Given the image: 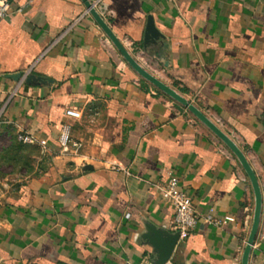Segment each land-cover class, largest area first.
<instances>
[{"label": "crops", "instance_id": "0c3cea01", "mask_svg": "<svg viewBox=\"0 0 264 264\" xmlns=\"http://www.w3.org/2000/svg\"><path fill=\"white\" fill-rule=\"evenodd\" d=\"M94 9L143 69L245 155L262 194L248 264H264V0H100ZM149 16L163 39L144 45ZM15 73L22 78H7ZM28 75L45 83L27 84ZM1 109L0 136L26 133L46 145L21 143L36 152L31 170L0 184V264L151 259L144 222L173 232L157 188L169 174L198 214L171 263L241 264L254 211L242 166L126 63L81 0H10L0 20ZM63 124L68 152L58 143ZM208 214L234 222L207 223Z\"/></svg>", "mask_w": 264, "mask_h": 264}, {"label": "water", "instance_id": "95a60500", "mask_svg": "<svg viewBox=\"0 0 264 264\" xmlns=\"http://www.w3.org/2000/svg\"><path fill=\"white\" fill-rule=\"evenodd\" d=\"M84 7L88 10V13L94 19V21L98 24L100 29L104 32L107 38L111 41L126 63L145 81L150 83L156 89L160 90L176 103L180 104L184 108H186L196 119H198L203 125H205L224 145L233 153L236 157L240 165L242 166L244 172L246 173L250 185L252 187L253 195H254V211H253V219L251 229L246 241V245L241 257V264H248L249 255L251 246L254 242L259 222H260V214H261V206H262V194L261 187L258 181L257 176L251 169L249 163L246 160L245 155L242 151L237 147V145L226 135L224 134L210 119H208L197 107L191 104L187 99H185L181 94L172 89L171 87L165 85L159 79L148 73L145 69H143L137 61L132 57V55L125 49L119 39L114 35L106 22L101 18L98 12L94 9L91 2L89 0H81ZM160 39H163V35L159 32V30L155 27L154 21L152 17L147 18L146 28H145V37H144V45L148 44H156ZM8 79H12L14 81H18L22 78V73H15L11 75H7ZM25 83L27 84H43L45 81L41 80L39 77L34 75H28L25 78ZM85 169L90 168L89 166H85ZM144 230L141 234V239L151 247L152 249V257L151 260L153 264H165L170 260L172 253L178 243L179 232L173 231L170 232L161 227H157L153 223L149 221H145Z\"/></svg>", "mask_w": 264, "mask_h": 264}, {"label": "built area", "instance_id": "2783aa9c", "mask_svg": "<svg viewBox=\"0 0 264 264\" xmlns=\"http://www.w3.org/2000/svg\"><path fill=\"white\" fill-rule=\"evenodd\" d=\"M98 0L97 2H99ZM96 2V3H97ZM95 3V4H96ZM92 4V3H91ZM95 4H92L95 7ZM10 12V0H0V20L3 19ZM66 117L78 119L81 114L77 110L67 109L65 111ZM2 118V109L0 110V124ZM17 139L22 144L39 145L44 148L46 141L36 140L32 135L19 134ZM58 143L61 152H68L70 146H74L70 139V126L63 124L60 130ZM158 194L162 201L167 203L173 209V231L179 232V239H186L195 228L198 222V214L196 213L191 197L180 186L178 179L169 174L166 182L159 185ZM205 221L207 223L221 224L226 222H234L233 217L224 216L222 219L214 220L212 215H205ZM138 264H153L151 259H143ZM165 264H172L171 261H167Z\"/></svg>", "mask_w": 264, "mask_h": 264}, {"label": "rangeland", "instance_id": "374dc122", "mask_svg": "<svg viewBox=\"0 0 264 264\" xmlns=\"http://www.w3.org/2000/svg\"><path fill=\"white\" fill-rule=\"evenodd\" d=\"M18 135L0 136V184L15 185L17 176L27 173L32 168L33 157L36 152L22 145ZM24 146L22 150L16 147Z\"/></svg>", "mask_w": 264, "mask_h": 264}, {"label": "trees", "instance_id": "16d2710c", "mask_svg": "<svg viewBox=\"0 0 264 264\" xmlns=\"http://www.w3.org/2000/svg\"><path fill=\"white\" fill-rule=\"evenodd\" d=\"M18 150H22L24 148V146H19V147H16Z\"/></svg>", "mask_w": 264, "mask_h": 264}]
</instances>
